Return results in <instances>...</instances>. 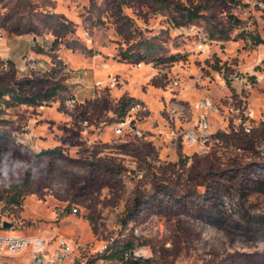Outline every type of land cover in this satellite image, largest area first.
Here are the masks:
<instances>
[{
    "label": "rangeland",
    "instance_id": "obj_1",
    "mask_svg": "<svg viewBox=\"0 0 264 264\" xmlns=\"http://www.w3.org/2000/svg\"><path fill=\"white\" fill-rule=\"evenodd\" d=\"M263 21L264 0H0V234L69 236L77 263L111 242L107 264L140 259L129 250L147 264H264ZM67 52L161 66L169 94L187 81L204 94L202 113L176 127L185 112L167 110L166 142L146 102L111 98L125 70L87 99Z\"/></svg>",
    "mask_w": 264,
    "mask_h": 264
},
{
    "label": "crops",
    "instance_id": "obj_2",
    "mask_svg": "<svg viewBox=\"0 0 264 264\" xmlns=\"http://www.w3.org/2000/svg\"><path fill=\"white\" fill-rule=\"evenodd\" d=\"M260 25H262V23H260ZM33 41L35 40L33 39ZM1 43L2 42H0V45ZM18 43L21 42L18 40ZM259 44H261L260 49L264 48V40H262ZM27 47L29 53L36 52L35 49L32 48V44H29V46ZM262 59H264V56H262ZM65 60L73 70H83L79 75L80 77L75 79V82H81V84L85 85V89L87 90H85L84 92L86 93L85 96L87 99H96L101 95L102 92H108L109 90L107 88L111 84L112 72H114L115 70L120 72L122 70H125V86H121L115 90L109 91L111 98L119 99L125 92V95L139 98L146 102V104L152 111L153 119L155 120V125L153 126L154 131L156 133L158 131L162 132L163 137H165L166 139V142L168 141V139H171L173 135L172 129H170L169 126L166 125V121L164 120V115L167 110L171 111L179 109L180 111L185 112L186 120L180 121V118L177 119L175 124L176 127L180 125L184 127H191L195 123V117L197 118L202 113L199 105L201 102L200 98L204 97V94L199 92L196 89L195 85L189 81L184 82L182 87L175 94H169V92L165 91L163 87V82L166 78V70H164L161 66L153 67L151 63H145L138 67H133L125 64V68H120L115 65L113 66L109 64L97 65L96 63H94L91 57H87L82 54L75 55L71 52L65 53ZM219 91L220 90L217 91V94ZM165 102H168V105H165ZM54 115H58V113L56 112ZM214 117L215 115H212V119H215ZM150 124L153 123L146 122L145 126L147 127ZM160 144H162V142H160ZM164 148L165 149L161 152L162 155L167 153V151L165 152V150H167V147ZM196 150V147H188L186 149L188 153H194ZM65 220H74L77 223L79 222L73 218H66ZM80 226L81 231L78 235H76V244L78 239H82L80 238V235H84L83 230L85 226L83 222L80 223ZM65 238L72 240V238H70L69 236L47 238V240L49 239L48 241L50 243V251L52 252L58 247L57 241L65 240ZM77 246L73 248L75 249L77 248ZM17 257L22 258V261H20V263L14 264L26 263L33 258V252L29 250L28 252Z\"/></svg>",
    "mask_w": 264,
    "mask_h": 264
},
{
    "label": "built area",
    "instance_id": "obj_3",
    "mask_svg": "<svg viewBox=\"0 0 264 264\" xmlns=\"http://www.w3.org/2000/svg\"><path fill=\"white\" fill-rule=\"evenodd\" d=\"M69 103L72 104V101H69ZM140 107V104L135 102L131 105V110L136 112ZM130 115H132L131 119H133V113ZM201 127L206 129L208 127L207 123L204 122ZM122 129L123 124L118 127L116 133L122 134ZM183 140L187 144H198L199 136L196 132L191 131L183 135ZM200 152L206 153L207 150L202 148ZM72 212L77 213V209H72ZM0 228H4L3 225H0ZM110 243L104 244L97 250L96 259L93 261H89L86 257L80 258L77 263L73 257L75 249L65 240H60L58 247L51 252L49 241L40 236L21 237L0 234V264H12L10 262L12 256H20L29 250L33 252V258L22 264H107L105 255L109 254ZM124 255H126V258H142L137 250H129Z\"/></svg>",
    "mask_w": 264,
    "mask_h": 264
},
{
    "label": "trees",
    "instance_id": "obj_4",
    "mask_svg": "<svg viewBox=\"0 0 264 264\" xmlns=\"http://www.w3.org/2000/svg\"><path fill=\"white\" fill-rule=\"evenodd\" d=\"M4 95V94H3ZM29 102V100H28ZM21 103H25L24 101L21 100ZM43 153H59L58 148H54V149H50V150H46ZM18 194H15V196H13V198L11 199V203H17L18 202ZM149 258H140L139 260L133 261L131 264H147V262H149Z\"/></svg>",
    "mask_w": 264,
    "mask_h": 264
},
{
    "label": "water",
    "instance_id": "obj_5",
    "mask_svg": "<svg viewBox=\"0 0 264 264\" xmlns=\"http://www.w3.org/2000/svg\"><path fill=\"white\" fill-rule=\"evenodd\" d=\"M3 227H4V228H10V227H11V224H10V223H7V222H5V223L3 224Z\"/></svg>",
    "mask_w": 264,
    "mask_h": 264
}]
</instances>
